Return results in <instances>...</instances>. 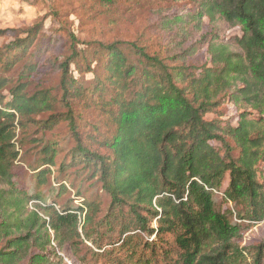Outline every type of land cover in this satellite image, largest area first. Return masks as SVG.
<instances>
[{"label": "trees", "instance_id": "1", "mask_svg": "<svg viewBox=\"0 0 264 264\" xmlns=\"http://www.w3.org/2000/svg\"><path fill=\"white\" fill-rule=\"evenodd\" d=\"M172 1L158 43L71 35L47 64L37 26L0 31V264H264L239 246L264 220V0Z\"/></svg>", "mask_w": 264, "mask_h": 264}, {"label": "rangeland", "instance_id": "2", "mask_svg": "<svg viewBox=\"0 0 264 264\" xmlns=\"http://www.w3.org/2000/svg\"><path fill=\"white\" fill-rule=\"evenodd\" d=\"M166 1H157L147 8L130 10L119 15L94 0H0V31L18 30L19 35L25 37V30L37 26L38 30H41L42 41L50 39L53 42L40 61L42 64H47L48 61L51 63L56 58L62 61L71 35L79 44L90 41L111 44L116 41L131 42L140 38L148 39L150 43H158L162 39L159 29L161 27L159 22L162 21L160 13L170 15L181 6L178 5L179 2ZM230 34L238 35L239 29L232 30ZM11 36V33L0 36V47L10 42ZM79 48H83L82 45ZM204 54V52L199 53L198 56L190 59L191 63L205 62L207 56ZM43 73L50 74L45 67L38 76ZM57 75L53 73L49 83H55ZM74 75L77 76L76 73ZM91 78V75H86L87 80ZM229 109V114L233 116V108L230 106ZM208 117L211 118V115ZM28 128L30 129L17 128L16 140L29 136L35 129ZM28 150L27 159L32 161L36 151L34 147L26 145L24 151ZM260 178L264 181L263 173H260ZM222 209H232V207L229 203H222ZM243 224L248 225L249 228L244 232L239 246H253L263 240L264 220L254 224L244 221ZM166 240L172 243L170 236H166Z\"/></svg>", "mask_w": 264, "mask_h": 264}]
</instances>
